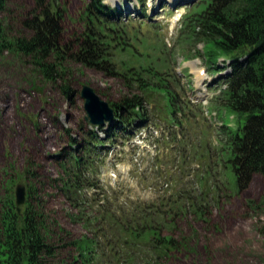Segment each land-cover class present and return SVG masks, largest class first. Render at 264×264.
Instances as JSON below:
<instances>
[{
  "label": "rangeland",
  "instance_id": "374dc122",
  "mask_svg": "<svg viewBox=\"0 0 264 264\" xmlns=\"http://www.w3.org/2000/svg\"><path fill=\"white\" fill-rule=\"evenodd\" d=\"M0 2V18H9L12 28L20 30V17L34 7L32 1ZM55 2L63 10L62 38L77 48L91 1ZM106 3L116 8L120 20L114 26L117 39L106 40L114 75L66 61L60 82L51 84L37 75L28 58L0 55V208L7 193L16 199L17 184L29 190L25 168L30 159L42 176L33 196L74 237L85 235L82 223L72 219L77 210L54 183L60 173L58 158L69 143L72 152L86 142V129L91 128L80 96L84 85L108 102L130 91L146 98L142 113L150 121L100 149V181L146 202L190 198L189 210L173 230L182 247L167 264H264V235L259 231L264 208L258 206L264 200V175L257 173L245 189L237 188L228 133L241 121L218 106L224 87L219 76L230 70L229 61L221 57L218 67L211 68L204 42L185 34L186 17L201 9L202 0H146V13L142 0ZM132 74L134 78H126ZM64 85L72 91L70 97Z\"/></svg>",
  "mask_w": 264,
  "mask_h": 264
},
{
  "label": "trees",
  "instance_id": "16d2710c",
  "mask_svg": "<svg viewBox=\"0 0 264 264\" xmlns=\"http://www.w3.org/2000/svg\"><path fill=\"white\" fill-rule=\"evenodd\" d=\"M31 1L34 7L20 17V30L12 28L15 23L9 18H0L1 56L28 58L37 75L51 84L60 82L66 61L116 74L110 67V40L106 41L108 36L117 39L116 8L105 0H90L87 28L73 48L62 38L63 10L55 0ZM200 8L187 15L185 34L204 42L211 68L218 67L220 57L229 61L230 70L219 76L224 87L218 106L240 117L238 129L228 128L229 162L237 188L245 189L257 173L264 175V0H202ZM63 88L70 97L72 91ZM145 100L129 91L110 101L118 121L100 128L104 136L89 124L86 142L72 152L69 143L58 158L60 173L54 183L77 210L72 219L82 223L85 235L74 237L49 217L41 198L33 196L42 176L29 159L25 173L30 186L22 212L16 209L11 192L1 204L0 264H67L69 259V264H167L182 247L173 230L179 216L189 210L190 198L178 195L148 203L98 180L100 149L107 141L116 142L135 127H148L150 118L142 113ZM259 205L264 208V200ZM194 206L197 211L201 208L198 202ZM259 231L264 235V220Z\"/></svg>",
  "mask_w": 264,
  "mask_h": 264
},
{
  "label": "water",
  "instance_id": "95a60500",
  "mask_svg": "<svg viewBox=\"0 0 264 264\" xmlns=\"http://www.w3.org/2000/svg\"><path fill=\"white\" fill-rule=\"evenodd\" d=\"M81 98H85L84 110H86L85 119L92 125H105L109 122H114L116 118V109L110 103L99 96L95 90L89 86L84 85L80 92ZM27 187L24 184H17L15 188L16 209L22 212V206L27 201Z\"/></svg>",
  "mask_w": 264,
  "mask_h": 264
},
{
  "label": "bare ground",
  "instance_id": "6f19581e",
  "mask_svg": "<svg viewBox=\"0 0 264 264\" xmlns=\"http://www.w3.org/2000/svg\"><path fill=\"white\" fill-rule=\"evenodd\" d=\"M199 77H201V75H199ZM63 117V116H62Z\"/></svg>",
  "mask_w": 264,
  "mask_h": 264
}]
</instances>
